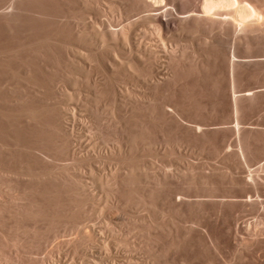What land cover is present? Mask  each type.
Here are the masks:
<instances>
[{"label":"rangeland","instance_id":"374dc122","mask_svg":"<svg viewBox=\"0 0 264 264\" xmlns=\"http://www.w3.org/2000/svg\"><path fill=\"white\" fill-rule=\"evenodd\" d=\"M166 1L0 0V264H264V2Z\"/></svg>","mask_w":264,"mask_h":264},{"label":"bare ground","instance_id":"6f19581e","mask_svg":"<svg viewBox=\"0 0 264 264\" xmlns=\"http://www.w3.org/2000/svg\"><path fill=\"white\" fill-rule=\"evenodd\" d=\"M139 2H138V4L140 3L141 5H139L140 7L141 6H143V7H145V6H147V5H150V8H151V6L154 4L155 5V3H166L167 1L165 0V2H163V0H138ZM258 1H260V0H202V2H200V6H199V8H200V14L201 15H196V16H198V18L199 19H201L202 20V22H205V23H211L212 22V25H213V22H214V24H215V18H213L212 17V15L213 14H222V16L224 17L225 16V14L227 13V14H229V15H227V16H230V18H228V19H218L219 21H230L231 23H232V25L231 26H236L237 27V25L239 26V28H240V25H242V27L243 28H245V29H253L252 27H253V25H255L256 23L253 21V20H255V21H259V19H261L263 16H262V8L260 9V4H261V2H260V4H259V2ZM261 1H263L264 2V0H261ZM129 2V1H128ZM175 2H176V0H175ZM179 2V1H178ZM191 2V1H190ZM198 2V1H197ZM10 3V2H9ZM137 3V2H136ZM160 3H159V5H160ZM169 3V2H168ZM183 3V2H182ZM193 3V2H192ZM11 4V3H10ZM172 4V3H171ZM176 4V3H175ZM264 4V3H263ZM12 5H13V3H12ZM11 5V6H12ZM135 5V4H134ZM153 5V6H154ZM158 5V4H157ZM165 5V4H164ZM168 5V4H167ZM167 5H166V8H167ZM186 5V4H185ZM161 6H163V5H161ZM169 6V5H168ZM173 6H175V5H173ZM177 6V5H176ZM8 7V6H7ZM133 7V6H132ZM137 7H138V5H137ZM139 7V8H140ZM143 7H141V8H143ZM157 7V6H156ZM185 7V6H184ZM263 7V6H262ZM148 9H149V7H147ZM154 8V7H153ZM153 8H152V10H153ZM159 8H160V6H159ZM163 8H164V6H163ZM169 8V7H168ZM167 8V9H168ZM174 8V7H173ZM187 8V7H186ZM191 8H192V6H191ZM196 8H197V6H196ZM129 9H131V7L129 8ZM138 9V8H137ZM147 9V10H148ZM170 9H171V7H170ZM175 9V8H174ZM180 9V8H179ZM141 10V9H140ZM140 10L138 9V12L140 13ZM143 10V9H142ZM146 9H144V11H145ZM150 10V9H149ZM158 10V9H157ZM162 10V9H161ZM166 10V9H165ZM164 10V11H165ZM173 10V9H172ZM182 10V9H181ZM192 10V9H191ZM221 10H226L225 11V14L221 11ZM164 11H156V9H155V12L154 11H151V12H153V13H151V12H149L150 14H147L148 15V17H150V21H152L154 24H155V26L157 27V29L160 31L161 29H168L169 27H172V25L174 24H172L171 22H169V20H168V18L166 17V14L164 13ZM169 11H171V10H169ZM168 11V12H169ZM174 11V10H173ZM178 11V10H177ZM195 11V10H194ZM199 11L197 12V13H199ZM175 12H176V10H175ZM187 12V11H186ZM192 12V11H191ZM196 12V11H195ZM263 12H264V7H263ZM181 13V12H180ZM180 13H178V14H180ZM184 13H185V10H184ZM183 13V15H185ZM169 14V13H168ZM171 14V13H170ZM175 14V13H174ZM182 14V13H181ZM180 14V15H181ZM193 14V13H192ZM224 14V15H223ZM137 15V14H136ZM143 15V14H142ZM144 15H146V13L144 14ZM175 15H177V14H175ZM175 15H173L174 17H175ZM187 16H189V14H186ZM170 16V15H169ZM191 16V15H190ZM215 16V15H214ZM219 16V15H218ZM227 16H225V17H227ZM135 17V16H134ZM138 17V16H137ZM142 17H146V16H142ZM147 17V19L149 20V18ZM222 17V18H223ZM133 18V17H132ZM170 18H171V16H170ZM176 18H178V17H176ZM175 18V19H176ZM188 18V17H187ZM197 18V17H196ZM218 18V17H217ZM220 18H221V16H220ZM128 19V18H127ZM137 19H139V17L138 18H136V21H137ZM141 20H142V18H140ZM144 19V18H143ZM186 19V18H185ZM263 19V18H262ZM177 20V19H176ZM179 20V19H178ZM183 20V19H182ZM218 20L216 21V22H218ZM131 21H133V19L132 20H130V22H126V24L125 25H120V28L119 29H115L114 30V28H113V30L112 29H108L107 27V29H105L106 31L105 32H103L102 30V32H100L98 35L100 36V38L98 37V39H100V41L101 42H99V40H97L101 45H105V43H106V45H110V43H112V42H114V43H116V45H117V41H118V43H120V42H124V43H126V44H128L126 41L128 40V38H129V34H130V32H131V30L130 29H133V28H131ZM135 21V22H136ZM197 21V20H196ZM199 21V20H198ZM251 21H253L255 24H251ZM257 21V22H258ZM263 21H264V19H263ZM152 22L150 23V24H152ZM262 22V21H261ZM260 22V23H261ZM148 23H149V21H148ZM176 23V22H175ZM220 23V22H219ZM259 23V22H258ZM259 23V24H260ZM170 24H171V26H170ZM178 24V23H177ZM106 25H108V24H106ZM134 23H133V25H132V27H134ZM202 25H205L204 23H202ZM206 25H209V24H206ZM224 25V24H223ZM227 25H229V24H227ZM261 25H263V23L262 24H260V26ZM152 26V25H151ZM154 26V25H153ZM174 26V25H173ZM220 26H221V24H220ZM230 26V27H231ZM264 26V25H263ZM110 27V26H109ZM211 27V26H210ZM226 27H228V26H226ZM241 27V28H242ZM257 27H259V25L257 26ZM177 28V27H176ZM254 28H256V26H254ZM261 28V27H260ZM259 28V29H260ZM224 29V28H223ZM232 29V28H231ZM262 29H263V27H262ZM158 30H156V32L158 31ZM169 30V29H168ZM230 30V29H229ZM234 30V29H233ZM239 29H237L236 30V28H235V31L237 32ZM241 30H243V29H241ZM257 30V29H256ZM153 31V30H152ZM159 31H158V34H159ZM165 31V30H164ZM163 31V32H164ZM245 32H246V30H244ZM248 31V30H247ZM253 31V30H252ZM258 32H259V30H257ZM256 31V32H257ZM155 32V31H154ZM243 32V31H242ZM248 32H250V31H248ZM254 32V31H253ZM261 32L263 33L264 31H262L261 30ZM260 32V33H261ZM151 33V32H150ZM250 33H252V32H250ZM154 34V33H153ZM157 34V33H156ZM158 34H157V36H158ZM245 34V33H244ZM253 34V36H254V34L255 33H252ZM243 35V34H242ZM250 35V34H249ZM248 35V36H249ZM257 35V34H256ZM261 35H263V34H261ZM160 36V35H159ZM252 36V35H251ZM260 36V35H259ZM258 36V37H259ZM133 37V36H132ZM131 38V37H130ZM236 38V37H235ZM156 39H158V38H156ZM246 39V38H245ZM133 41H134V39H132ZM160 40H161V38H160ZM159 40V41H160ZM248 40V39H247ZM120 41V42H119ZM137 41V40H136ZM139 41V40H138ZM149 42V41H148ZM162 41H160V43H161ZM107 43H109V44H107ZM132 43V42H131ZM163 43V42H162ZM144 44V43H143ZM142 44V45H143ZM150 44V43H149ZM157 44V43H156ZM112 45H113V43H112ZM148 45V44H147ZM162 45V44H161ZM129 46V45H128ZM131 46V45H130ZM137 46V45H136ZM152 46V45H151ZM155 46V45H154ZM117 47V46H116ZM150 47V46H149ZM149 47H147V48H149ZM153 47V46H152ZM159 47H160V45H159ZM164 47V46H163ZM162 47V48H163ZM100 48H102V47H100ZM106 48V47H105ZM128 48V47H127ZM132 48V47H131ZM135 48V47H134ZM146 48V47H145ZM165 48V47H164ZM163 48V49H164ZM113 49V48H112ZM133 49V48H132ZM138 49V48H137ZM161 49V48H160ZM129 50H130V48H129ZM136 50V49H135ZM144 50V49H143ZM146 50V49H145ZM148 50V49H147ZM152 50H154V49H152ZM166 50V49H165ZM113 51V50H112ZM132 51V50H131ZM114 52H115V50H114ZM113 52V53H114ZM132 52H134V51H132ZM131 52V53H132ZM141 52V51H140ZM149 52V51H148ZM151 52V51H150ZM153 52V54H154V51H152ZM163 52H164V50H163ZM113 53H112V55H113ZM129 53V52H128ZM159 53V52H158ZM165 54H166V52H164ZM115 54V53H114ZM127 54V53H126ZM133 54V53H132ZM139 52H138V57H139ZM148 54V53H147ZM164 54V55H165ZM129 56L128 57H130L131 56V54L129 53L128 54ZM135 55H137V54H135ZM143 55V54H142ZM149 55V54H148ZM114 56H116V55H114ZM117 56H118V54H117ZM116 56V57H117ZM133 56H134V54H133ZM151 56H154V55H151ZM137 57V56H136ZM137 57V58H138ZM142 57V56H141ZM144 57H145V55H144ZM160 57V56H159ZM165 57V56H164ZM118 59H119V57H117ZM131 58V57H130ZM153 58V57H152ZM123 59V58H122ZM132 59V58H131ZM155 59V58H154ZM120 60V59H119ZM127 59H125V61H126ZM129 60V59H128ZM150 60V59H149ZM152 60V59H151ZM121 61V60H120ZM112 62H114V61H112ZM119 62V61H118ZM133 62V61H132ZM132 62L130 63L129 61L126 63V64H128V63H130L129 65L131 66L132 65ZM145 62V61H144ZM148 62H150V61H148ZM117 63V62H116ZM136 63V62H135ZM114 64H115V62H114ZM117 65V64H116ZM115 65V66H116ZM124 65H125V62H124ZM127 66V65H125L126 67H128V68H130V66ZM113 66V65H112ZM135 66V65H134ZM125 67V68H126ZM127 68V69H128ZM136 69V68H135ZM145 75V74H144ZM103 92V91H102ZM105 92V91H104ZM106 93V92H105ZM121 95V94H120ZM122 95H123V93H122ZM126 95V94H125ZM121 99V98H120ZM125 101V100H124ZM123 101V102H124ZM122 102V101H121ZM127 107V106H126ZM56 121V120H55ZM60 121H61V119H60ZM60 121H58V122H60ZM57 122V121H56ZM6 170V169H5ZM12 170V169H11ZM8 172V171H7ZM9 173H12V172H9ZM3 174V173H2ZM4 175H5V173H4ZM6 176V175H5ZM7 182V181H6ZM5 182V183H6ZM2 183V182H1ZM9 183V182H8ZM8 187V186H7ZM6 187V188H7ZM10 189V188H9ZM10 191H11V189H10ZM13 198V197H12ZM13 200H14V198H13ZM14 211V210H13ZM14 212H16V210L14 211ZM20 213V212H19ZM17 214V213H16ZM13 220H15V219H13ZM15 222H18L17 220L15 221ZM263 222V221H262ZM17 224V223H16ZM19 224V223H18ZM14 227H16V225L14 226ZM18 227V226H17ZM16 227V228H17ZM12 228V227H11ZM19 228V227H18ZM17 228V229H18ZM16 230V229H15ZM258 233V232H257ZM251 234V233H250ZM259 234V233H258ZM2 235H3V232H2ZM4 235H6L5 233H4ZM3 235V236H4ZM261 236V235H260ZM258 237V236H257ZM246 240V239H245ZM253 240V239H252ZM244 242V241H243ZM14 243H16L15 242V240H14ZM13 242H12V245L14 244Z\"/></svg>","mask_w":264,"mask_h":264}]
</instances>
